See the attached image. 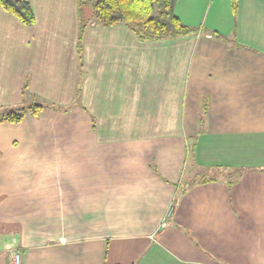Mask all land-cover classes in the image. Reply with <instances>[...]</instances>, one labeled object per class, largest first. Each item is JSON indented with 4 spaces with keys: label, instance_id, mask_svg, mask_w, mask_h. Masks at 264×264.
Segmentation results:
<instances>
[{
    "label": "crops",
    "instance_id": "0c3cea01",
    "mask_svg": "<svg viewBox=\"0 0 264 264\" xmlns=\"http://www.w3.org/2000/svg\"><path fill=\"white\" fill-rule=\"evenodd\" d=\"M31 3L0 6V119L43 105L0 122V264H264V0H177L196 32L146 42Z\"/></svg>",
    "mask_w": 264,
    "mask_h": 264
},
{
    "label": "trees",
    "instance_id": "16d2710c",
    "mask_svg": "<svg viewBox=\"0 0 264 264\" xmlns=\"http://www.w3.org/2000/svg\"><path fill=\"white\" fill-rule=\"evenodd\" d=\"M82 19L81 34L89 20L85 18V9L91 7L93 18L102 25L119 23L127 25L141 41L176 39L195 33L196 29L184 24L176 13L177 0H78ZM234 9L238 0H231ZM0 6L18 17L25 24L31 25L35 15L31 0H0ZM215 37L233 41L214 31ZM239 44L238 41H235ZM240 45V44H239ZM43 105L34 104L7 112L0 119L8 122H21L28 114L39 115ZM188 187L184 188L185 191Z\"/></svg>",
    "mask_w": 264,
    "mask_h": 264
},
{
    "label": "built area",
    "instance_id": "2783aa9c",
    "mask_svg": "<svg viewBox=\"0 0 264 264\" xmlns=\"http://www.w3.org/2000/svg\"><path fill=\"white\" fill-rule=\"evenodd\" d=\"M14 264H20V254L19 253L14 254Z\"/></svg>",
    "mask_w": 264,
    "mask_h": 264
},
{
    "label": "rangeland",
    "instance_id": "374dc122",
    "mask_svg": "<svg viewBox=\"0 0 264 264\" xmlns=\"http://www.w3.org/2000/svg\"><path fill=\"white\" fill-rule=\"evenodd\" d=\"M212 1V0H211ZM90 9V8H89ZM219 176V175H218ZM220 178H225V177H223L222 175L220 176Z\"/></svg>",
    "mask_w": 264,
    "mask_h": 264
}]
</instances>
